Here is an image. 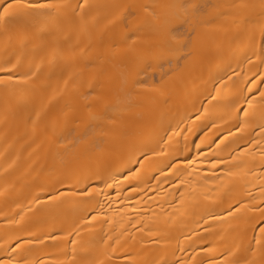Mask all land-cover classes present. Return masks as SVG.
Returning <instances> with one entry per match:
<instances>
[{"label": "bare ground", "instance_id": "bare-ground-1", "mask_svg": "<svg viewBox=\"0 0 264 264\" xmlns=\"http://www.w3.org/2000/svg\"><path fill=\"white\" fill-rule=\"evenodd\" d=\"M0 264H264V0H0Z\"/></svg>", "mask_w": 264, "mask_h": 264}, {"label": "snow or ice", "instance_id": "snow-or-ice-1", "mask_svg": "<svg viewBox=\"0 0 264 264\" xmlns=\"http://www.w3.org/2000/svg\"><path fill=\"white\" fill-rule=\"evenodd\" d=\"M5 11H7V10L5 9Z\"/></svg>", "mask_w": 264, "mask_h": 264}]
</instances>
